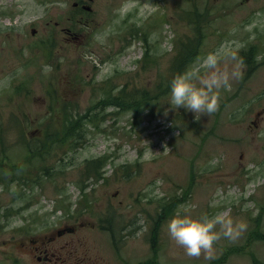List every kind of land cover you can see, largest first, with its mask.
I'll list each match as a JSON object with an SVG mask.
<instances>
[{"label":"rangeland","instance_id":"374dc122","mask_svg":"<svg viewBox=\"0 0 264 264\" xmlns=\"http://www.w3.org/2000/svg\"><path fill=\"white\" fill-rule=\"evenodd\" d=\"M76 1L0 0V128L7 139L20 141L15 122L24 114L32 119L29 138L42 134L51 105L86 111L116 73L113 82L130 80L156 95L158 83L174 78L175 58L183 51L180 62L190 51L185 40L198 50L183 72L215 55L231 87L219 90L218 111L199 121L192 111L172 109L170 92L141 121L134 123L132 110L110 114L101 123L105 129L92 125L87 143L59 162L54 179L24 188L0 183V264H17L10 253L19 256L23 249L10 245L12 238H41L65 223L77 231L57 239H73L58 264H154V256L161 264H261L254 256L264 263V239L248 240L257 225L264 232V55L249 48V42L264 41V0H82L88 12L75 8ZM50 34L57 44L48 59L34 50ZM241 64L239 78L232 77ZM46 65L52 68L47 75ZM28 78L26 90L15 92ZM17 141L8 140L6 163L28 170L20 158L25 145ZM101 155L111 159L105 178L81 189L85 165ZM174 199L177 208L191 205L193 215L219 213L246 230L235 241L222 237L214 259L189 257L168 235L173 216L158 225L161 204ZM232 247L240 250L224 258ZM19 263L36 261L30 256Z\"/></svg>","mask_w":264,"mask_h":264},{"label":"trees","instance_id":"16d2710c","mask_svg":"<svg viewBox=\"0 0 264 264\" xmlns=\"http://www.w3.org/2000/svg\"><path fill=\"white\" fill-rule=\"evenodd\" d=\"M133 28V27H132ZM122 25H120L121 34ZM135 28H133V33ZM198 50L197 46H194L190 51L181 59L183 55L181 51L180 55L175 58L174 68L177 69L176 74L182 73L183 69L187 66L189 61L193 59ZM250 50H252L250 48ZM34 51H42L45 57L50 59L53 56L54 43L49 39H42L40 47ZM149 64V63H148ZM175 74V75H176ZM119 75L116 73L106 78L104 92L101 98L95 99L96 104L88 108L86 111H81L75 106L65 104L60 108H56L51 105V112L48 114L47 123L42 130V134L39 136H29L27 138L26 128L31 123L32 119L28 114H24L20 121L16 120L15 130L19 133V140L7 139L4 134V129L0 128V181L11 182L15 181H26L30 180L31 183L37 184L44 178H53L54 170L57 169L60 164L59 162L74 156L71 152H76L80 147H83L89 140L88 132L92 131L91 126L105 129V126H101V123L109 118L110 114H119L127 111H134L133 117L135 121H141L145 111H150L151 107L158 106L160 103L158 97L162 94L168 95L170 92L169 82H161L157 84L159 92L156 95L149 94L143 87H138L133 81L127 80L125 83L113 82V79ZM164 80L165 77H163ZM31 82V78L22 80L14 87L15 92H24L26 86ZM29 89V88H27ZM109 107H113L114 111L107 110ZM139 117V118H138ZM17 141L21 145H25L23 148L26 149V153L23 157V162H28L30 168L28 170H19L20 162H9L6 163L7 149L10 144L6 141ZM110 160L109 155H101L95 157L91 161H88L83 169L82 175H84L82 182L79 184L81 189H85L86 186L92 180H96L101 175V168L105 167L106 163ZM8 162V161H7ZM62 169V168H61ZM61 171V170H60ZM55 178V176H54ZM53 178V179H54ZM74 203L70 204V208ZM78 203H75L77 207ZM87 204H83L85 207ZM177 200H165L161 206L163 209L160 213V220L166 219L173 215L177 208ZM70 208H68L70 210ZM264 213V208L260 210V215ZM259 224V218H257ZM254 238L264 239V232L260 230L259 225L250 231L249 239ZM157 236L152 237V244L156 250ZM240 247H232L223 255L227 258L229 253L239 251ZM223 256L217 260L221 261ZM154 256L150 260L154 264H159ZM255 262H260L254 256ZM140 264H152L151 262L140 263ZM213 264V263H212Z\"/></svg>","mask_w":264,"mask_h":264},{"label":"clouds","instance_id":"9594fccd","mask_svg":"<svg viewBox=\"0 0 264 264\" xmlns=\"http://www.w3.org/2000/svg\"><path fill=\"white\" fill-rule=\"evenodd\" d=\"M241 69L242 64L237 65L232 77L239 78ZM51 71V66L44 67L46 75ZM230 87V77L220 68L219 58L209 56L174 76L170 84L168 104L175 110L183 107L192 111L195 120L199 121L201 115L211 116L218 111L219 90ZM167 112L166 109L164 115ZM245 230L246 225L243 223L228 220L219 213L212 216L193 215L191 205L179 206L167 222L170 239L187 256L199 258L203 255L206 260L215 258L214 246L222 237L235 241Z\"/></svg>","mask_w":264,"mask_h":264},{"label":"flooded vegetation","instance_id":"af4514ba","mask_svg":"<svg viewBox=\"0 0 264 264\" xmlns=\"http://www.w3.org/2000/svg\"><path fill=\"white\" fill-rule=\"evenodd\" d=\"M251 1V0H246ZM264 42V41H263ZM258 43V42H257ZM116 218V216H115ZM77 231V227L74 225L63 224L58 230L52 231L50 234H45L41 238L29 237L28 239L21 238L18 241L12 238L10 245L18 244V250L23 249L19 252V256L16 255L15 251L10 253V257L17 261H27L30 256L36 261V264H58L57 258L65 253L66 245L73 239H68L66 243L59 244L57 239L69 233ZM114 232V231H113ZM117 239H120L119 233L114 232ZM116 239V240H117ZM57 243L55 244V242ZM17 250V251H18ZM60 254V255H59Z\"/></svg>","mask_w":264,"mask_h":264},{"label":"bare ground","instance_id":"6f19581e","mask_svg":"<svg viewBox=\"0 0 264 264\" xmlns=\"http://www.w3.org/2000/svg\"><path fill=\"white\" fill-rule=\"evenodd\" d=\"M145 1H146V0H145ZM147 1H149V0H147ZM79 7H80L83 11H85V12H88V11H89L88 4H83V1H82V0H79ZM124 38H125V37H124ZM49 39H50L53 43L57 44L56 37H55L54 35L50 34V35H49ZM125 43H127V40H126ZM6 143L10 144L8 141H6ZM24 155H25V152H24L22 155H20V156H21L20 158L23 159ZM110 162H111V159L109 160L108 163H106V165H108ZM106 165H105V167H106ZM105 167H102V168H101V175H100L96 180H100V179H104V178H105V176H106V174H105V172H106ZM118 173H119V171H118ZM123 173H124V175H126V172L124 171V169H123ZM123 173H120V174L123 175ZM15 182H17V183H18L21 187H23V188H24V187H27V186H32V185H33V184L31 183L30 180H26L25 184H24V183H23V184H22V183H19L20 181H15V180H12V181L9 182V183L4 182V181H0V183H2L7 189H10L12 186H14ZM38 184H40V180H39V182H38L37 184H35V185H38ZM14 191H15V190H14ZM28 193H29V192H24L23 197H25V198H29L28 195L30 196L31 194H28ZM31 199H32V198H29V199H28V202H30ZM70 206H71V205L69 204V205L67 206V208H70ZM12 211H14V210H12ZM16 211L19 212V209H16ZM118 245L120 246L119 242H118Z\"/></svg>","mask_w":264,"mask_h":264},{"label":"water","instance_id":"95a60500","mask_svg":"<svg viewBox=\"0 0 264 264\" xmlns=\"http://www.w3.org/2000/svg\"><path fill=\"white\" fill-rule=\"evenodd\" d=\"M35 31H36V29H35V28H33V29H32V32H33V33H35Z\"/></svg>","mask_w":264,"mask_h":264}]
</instances>
